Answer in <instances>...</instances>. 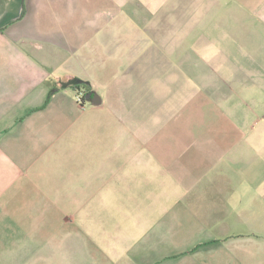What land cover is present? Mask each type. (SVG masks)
<instances>
[{"label":"crops","instance_id":"0c3cea01","mask_svg":"<svg viewBox=\"0 0 264 264\" xmlns=\"http://www.w3.org/2000/svg\"><path fill=\"white\" fill-rule=\"evenodd\" d=\"M0 264H264V0H0Z\"/></svg>","mask_w":264,"mask_h":264},{"label":"water","instance_id":"95a60500","mask_svg":"<svg viewBox=\"0 0 264 264\" xmlns=\"http://www.w3.org/2000/svg\"><path fill=\"white\" fill-rule=\"evenodd\" d=\"M83 83H84L83 80L76 78V79H72V80H70V81L64 83V84H63V87H64V88H68V87H70V86H78V85H82ZM85 98H86L87 100L94 99L95 104H99V103L96 102V98H99V96L96 95V94H94L93 92H88V93H86Z\"/></svg>","mask_w":264,"mask_h":264},{"label":"trees","instance_id":"16d2710c","mask_svg":"<svg viewBox=\"0 0 264 264\" xmlns=\"http://www.w3.org/2000/svg\"><path fill=\"white\" fill-rule=\"evenodd\" d=\"M73 88L76 89V90L78 89V91H80L81 89H84V93H85V95H86V93H88V92H92L90 84H89L88 82H85V81H84V83H83L82 85L73 86ZM54 92H55V90H53L52 94H53ZM85 95H84V97H83V101L86 99V98H85ZM50 98H51V95H50V97L48 98V100L46 101V104L49 103Z\"/></svg>","mask_w":264,"mask_h":264},{"label":"built area","instance_id":"2783aa9c","mask_svg":"<svg viewBox=\"0 0 264 264\" xmlns=\"http://www.w3.org/2000/svg\"><path fill=\"white\" fill-rule=\"evenodd\" d=\"M85 93L84 92H78L77 93V100L78 102L82 103L83 102V97H84Z\"/></svg>","mask_w":264,"mask_h":264}]
</instances>
